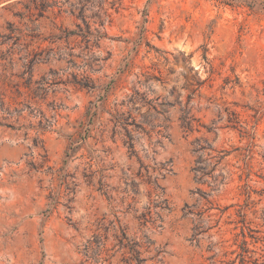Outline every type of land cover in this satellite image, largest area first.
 Returning <instances> with one entry per match:
<instances>
[{
  "label": "rangeland",
  "instance_id": "obj_1",
  "mask_svg": "<svg viewBox=\"0 0 264 264\" xmlns=\"http://www.w3.org/2000/svg\"><path fill=\"white\" fill-rule=\"evenodd\" d=\"M0 86L53 123L37 147V117L0 126V264H136L133 243L147 264H222L241 211L264 237V0H0ZM201 138L230 152L213 191Z\"/></svg>",
  "mask_w": 264,
  "mask_h": 264
},
{
  "label": "trees",
  "instance_id": "obj_2",
  "mask_svg": "<svg viewBox=\"0 0 264 264\" xmlns=\"http://www.w3.org/2000/svg\"><path fill=\"white\" fill-rule=\"evenodd\" d=\"M90 34V33H89ZM38 87L35 90L36 93H41V100H45L48 96V87L46 82L37 83ZM29 88V86H27ZM29 98V99H28ZM36 97L27 96V99L23 102L14 101L10 103L7 101V92L0 86V126L11 128L15 130V126L8 121L10 119L15 118L16 123H20L22 121H27V118L37 117L39 119L37 125L30 123L29 127L21 126V128L30 129L34 131L37 137L34 139V145L37 147L39 144L43 143L42 137L44 134L53 126L51 118H49L45 112L41 110L40 104L36 102L34 99ZM27 114V115H26ZM197 119L195 116L191 114V110H184L183 117L181 118L182 128H184L187 132H193L196 127ZM215 125V124H214ZM216 127L208 128V132L212 133L216 131ZM17 130H19L17 128ZM169 128L167 127V131ZM247 136L253 139L251 135L247 132L245 133ZM168 138V137H167ZM85 139H81L79 141L72 140L69 149L67 150V158L71 157L73 153L84 143ZM193 150L192 153L195 157L194 166L192 168V173L194 175L195 183L199 185L208 184L209 187L214 188L218 186L217 181L221 177V174L215 175L217 172H221L224 168L222 167L225 159L230 155V152L226 150L217 151L213 148L212 144L204 138L197 139L192 144ZM236 150H240L237 148ZM244 159L246 161V176L249 178L251 176L250 169V160L252 159V149L251 146H248L243 150ZM170 170H167L169 173ZM155 185L158 189H160L158 184V178H156ZM245 195L249 200L251 197V188L247 186L245 188ZM158 200H160V196L156 195ZM209 196V195H208ZM168 204L167 200H163L162 204ZM242 216L241 223L243 224L242 231L238 237H241V240L237 238L236 243L238 244V250L230 253L231 255L236 254V258L233 260H224L222 264H256L258 261L253 262V255L256 253L255 250H250V245H256L260 242L264 243V237H260L263 233L260 228H252L249 226V223L246 222V213L240 212ZM257 212H254V215ZM260 219L262 220V227H264V209L261 212ZM200 222L195 225L194 228V239H197L201 236L205 231L203 227L200 226ZM247 230V231H245ZM127 239V238H125ZM249 239H251V243H249ZM240 241V242H239ZM235 243V244H236ZM264 251V250H263ZM132 253H133V263L136 264H147V259L142 257V246L139 243L132 244ZM225 257H228V253L224 254ZM264 258V256H262ZM227 259V258H226ZM132 264V263H130Z\"/></svg>",
  "mask_w": 264,
  "mask_h": 264
}]
</instances>
